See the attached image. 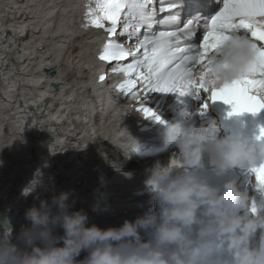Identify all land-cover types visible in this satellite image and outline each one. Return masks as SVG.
Listing matches in <instances>:
<instances>
[{"label": "bare ground", "instance_id": "obj_1", "mask_svg": "<svg viewBox=\"0 0 264 264\" xmlns=\"http://www.w3.org/2000/svg\"><path fill=\"white\" fill-rule=\"evenodd\" d=\"M86 5V0H0V213L15 212L21 222L13 236L29 224L28 207L40 199L50 203L62 191L71 192L70 211L87 212L89 225L107 229L134 220L154 207L146 170L175 151L162 142V124L137 130L141 118L157 123L136 110L142 96H124L118 85L114 90L109 71L100 83L98 56L108 35L83 27ZM44 68L54 73L44 74ZM166 104L156 102L162 120ZM179 112L172 107L167 123L187 126ZM124 129L152 159L136 158L140 151L127 154ZM137 162L144 163L139 171L132 168ZM39 179L41 187L25 196L29 183ZM241 183L251 188V182Z\"/></svg>", "mask_w": 264, "mask_h": 264}, {"label": "clouds", "instance_id": "obj_2", "mask_svg": "<svg viewBox=\"0 0 264 264\" xmlns=\"http://www.w3.org/2000/svg\"><path fill=\"white\" fill-rule=\"evenodd\" d=\"M258 52L248 37L227 35L197 66L193 79L211 92L257 74ZM264 97V92L256 91ZM248 113V112H247ZM162 142L173 146L167 162L156 160L144 184L155 200L134 220L101 229L86 211H70V191L40 199L24 212L29 222L13 236L0 231V264H264V137L221 135L215 121L167 123ZM127 154L140 142L126 129ZM2 163V162H0ZM236 169L253 177L255 195L236 179L213 183ZM129 176L131 174H128ZM29 183L27 196L41 187ZM63 235H57L56 229ZM86 253L79 259L81 253Z\"/></svg>", "mask_w": 264, "mask_h": 264}, {"label": "snow or ice", "instance_id": "obj_3", "mask_svg": "<svg viewBox=\"0 0 264 264\" xmlns=\"http://www.w3.org/2000/svg\"><path fill=\"white\" fill-rule=\"evenodd\" d=\"M177 7L178 0H90L85 6L83 27L103 29L109 37L127 35L129 39L138 37L141 29L145 31V38H137L134 48L125 47L113 39L103 45L99 59L117 62L120 66L114 70L129 77L118 85L119 90L135 96L139 84L144 96L136 110L158 122L161 118L144 104L145 97L153 91L204 97L202 113L207 110L209 102L217 100L231 105L230 116L246 112L256 114L264 110V97L254 94L256 91L264 92V78L245 77L211 92L193 79L197 66L207 62L208 53L218 48L230 31L241 28L250 33L248 38L258 52L257 74L264 77V0H223V7L210 19L194 17L184 22L180 20ZM122 12L123 31L118 33ZM158 13L164 15L158 18ZM155 24L172 30L154 33ZM201 26L207 30L200 43L196 44ZM130 27L132 31H129ZM129 58L130 63L120 64ZM99 79L103 81L105 77L101 75ZM261 137H264V127L260 128L258 138ZM261 169L264 170V166Z\"/></svg>", "mask_w": 264, "mask_h": 264}, {"label": "water", "instance_id": "obj_4", "mask_svg": "<svg viewBox=\"0 0 264 264\" xmlns=\"http://www.w3.org/2000/svg\"><path fill=\"white\" fill-rule=\"evenodd\" d=\"M27 35V32H25V36ZM42 72L44 74H50L52 75L54 72H49L46 68L42 69ZM51 88L53 90H56V85L53 83H51ZM34 108L30 107L29 108V113H34ZM77 184H79V182H77ZM20 221L17 220L16 218V214L15 212L13 213H9L7 212H1L0 213V231L3 230L4 226H8L10 228H12L13 232H16L19 229V225H20Z\"/></svg>", "mask_w": 264, "mask_h": 264}, {"label": "rangeland", "instance_id": "obj_5", "mask_svg": "<svg viewBox=\"0 0 264 264\" xmlns=\"http://www.w3.org/2000/svg\"><path fill=\"white\" fill-rule=\"evenodd\" d=\"M106 133H108L107 131H106ZM105 132H103V134L104 135H106L107 137H108V135L106 134ZM102 135V134H101ZM106 136L105 137H103V142H102V144L101 145H103V146H106L105 147V149L107 148V147H110L108 144H109V142H110V140H108L107 138H106ZM102 138V137H101ZM109 138V137H108ZM115 144V143H114ZM113 144V145H114ZM112 145V146H113ZM123 146H126L127 147V143H124L123 144ZM139 151H143V152H146V150H144V144H142L141 142H140V149H139ZM98 156H101V155H98ZM163 156V155H162ZM96 159H98L97 158V156H96ZM148 160V158H146V161ZM132 168H133V170H138L139 171V168H140V166H137V167H135V166H132ZM150 198H153V196L151 195V197ZM78 208H74V210H77Z\"/></svg>", "mask_w": 264, "mask_h": 264}]
</instances>
